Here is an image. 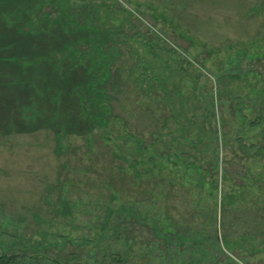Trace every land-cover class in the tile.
<instances>
[{"label": "rangeland", "instance_id": "rangeland-1", "mask_svg": "<svg viewBox=\"0 0 264 264\" xmlns=\"http://www.w3.org/2000/svg\"><path fill=\"white\" fill-rule=\"evenodd\" d=\"M0 254L264 264V0H0Z\"/></svg>", "mask_w": 264, "mask_h": 264}, {"label": "trees", "instance_id": "trees-1", "mask_svg": "<svg viewBox=\"0 0 264 264\" xmlns=\"http://www.w3.org/2000/svg\"><path fill=\"white\" fill-rule=\"evenodd\" d=\"M195 159L199 160L200 162H198V171L197 172H203V168H205V164L206 163H211V162H207V161H202L203 160V156L202 157H198V156H194ZM212 164V163H211ZM217 163H215V166H217ZM215 168V167H214ZM214 169L212 168H206L205 172L206 174H211V172H213ZM218 172V171H217ZM0 264H29L28 262V258L24 255H19V254H0Z\"/></svg>", "mask_w": 264, "mask_h": 264}]
</instances>
